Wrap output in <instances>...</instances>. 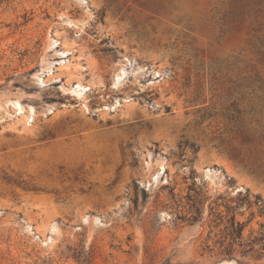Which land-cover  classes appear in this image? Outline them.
I'll use <instances>...</instances> for the list:
<instances>
[{"label":"rangeland","instance_id":"374dc122","mask_svg":"<svg viewBox=\"0 0 264 264\" xmlns=\"http://www.w3.org/2000/svg\"><path fill=\"white\" fill-rule=\"evenodd\" d=\"M75 251L264 264V0H0V264Z\"/></svg>","mask_w":264,"mask_h":264},{"label":"trees","instance_id":"16d2710c","mask_svg":"<svg viewBox=\"0 0 264 264\" xmlns=\"http://www.w3.org/2000/svg\"><path fill=\"white\" fill-rule=\"evenodd\" d=\"M236 224V226H235ZM244 225L242 223H236L235 221L233 222V231L232 235L234 238H241L242 236V231H243ZM72 256L82 262L83 264H88L89 263V258H86L83 252L75 251Z\"/></svg>","mask_w":264,"mask_h":264}]
</instances>
